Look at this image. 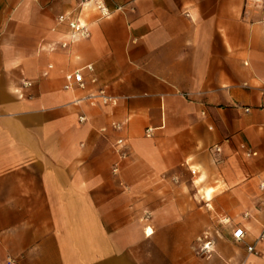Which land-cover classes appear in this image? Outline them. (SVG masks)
Listing matches in <instances>:
<instances>
[{"label":"crops","instance_id":"crops-1","mask_svg":"<svg viewBox=\"0 0 264 264\" xmlns=\"http://www.w3.org/2000/svg\"><path fill=\"white\" fill-rule=\"evenodd\" d=\"M105 1L0 0V260L264 264V1Z\"/></svg>","mask_w":264,"mask_h":264},{"label":"built area","instance_id":"built-area-1","mask_svg":"<svg viewBox=\"0 0 264 264\" xmlns=\"http://www.w3.org/2000/svg\"><path fill=\"white\" fill-rule=\"evenodd\" d=\"M75 1L80 11H82L83 8L88 4L93 5L101 18L108 17L112 13L111 9L108 7L105 0H75ZM252 1L255 3H262L264 0H252ZM57 22L58 23H64V22L68 23L71 29V32H70L71 38L77 37V36L86 38L90 36V30H89L88 25L84 21H82L80 18L73 16L71 13H64V14L58 15ZM67 44L68 42L64 41L62 45L63 47H65L67 46ZM48 67L51 68L52 65L50 64ZM87 68L92 69V64L88 65ZM44 74L47 75L48 72L45 71ZM25 84H31V83L26 82ZM88 85H91L94 88L85 97L86 99L100 102L103 105L110 104L114 101L115 97L110 94L106 86L98 84V78L96 76L92 75L90 77H86L82 69H78L66 75V83L64 86L66 89H73L75 87L86 89ZM85 118H86L85 116H81L80 120L83 121ZM113 126L119 129L122 127V124L119 122H113ZM146 134L148 136H151L152 128L148 127L146 129ZM126 145H127L126 140L124 138H119L116 142L115 147L119 151L121 158H126L128 156V153L125 149ZM214 150L215 152H220L221 147L216 145L214 147ZM253 154H255V152L248 151V155H253ZM118 170H119L118 165H116L113 168V172L116 173L118 172ZM192 172L194 173L195 171L192 170ZM259 186L264 191V179L260 181ZM250 215L251 213L249 211H246L244 213L245 217H249ZM246 235H247V229L244 226H238L234 229L233 238L236 241L243 240L246 237ZM204 237L206 240L203 242L202 246L200 247V252L202 254H210L214 250V240L210 238L208 233L205 234ZM260 241H264V223L255 241L248 245L247 247L248 252L258 254L259 251L256 245ZM0 264H16V260L12 257H7L5 263H3L2 260H0Z\"/></svg>","mask_w":264,"mask_h":264}]
</instances>
